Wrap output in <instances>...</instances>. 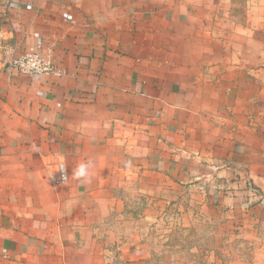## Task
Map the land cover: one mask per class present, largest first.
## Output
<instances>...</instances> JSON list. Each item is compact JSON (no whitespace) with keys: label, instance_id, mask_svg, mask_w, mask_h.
I'll use <instances>...</instances> for the list:
<instances>
[{"label":"crops","instance_id":"obj_1","mask_svg":"<svg viewBox=\"0 0 264 264\" xmlns=\"http://www.w3.org/2000/svg\"><path fill=\"white\" fill-rule=\"evenodd\" d=\"M34 49L64 74L12 67ZM200 187L264 202V0H0V264H152L98 224Z\"/></svg>","mask_w":264,"mask_h":264},{"label":"rangeland","instance_id":"obj_2","mask_svg":"<svg viewBox=\"0 0 264 264\" xmlns=\"http://www.w3.org/2000/svg\"><path fill=\"white\" fill-rule=\"evenodd\" d=\"M119 198L120 209L98 224L109 263L133 247L152 264H264L262 201L227 202L201 187L171 204L138 189Z\"/></svg>","mask_w":264,"mask_h":264},{"label":"built area","instance_id":"obj_3","mask_svg":"<svg viewBox=\"0 0 264 264\" xmlns=\"http://www.w3.org/2000/svg\"><path fill=\"white\" fill-rule=\"evenodd\" d=\"M12 67L20 74L25 75L32 80H39L47 76H62L64 73L57 69L53 52L44 53L40 49L30 50L19 56L12 63ZM64 169L61 171V166ZM70 180L67 167L64 163H58L56 173L53 177V183L57 187L68 185Z\"/></svg>","mask_w":264,"mask_h":264},{"label":"clouds","instance_id":"obj_4","mask_svg":"<svg viewBox=\"0 0 264 264\" xmlns=\"http://www.w3.org/2000/svg\"><path fill=\"white\" fill-rule=\"evenodd\" d=\"M93 167L91 161L89 162H81L77 165V167L72 171V176L77 179H83L85 182L88 181L89 177V169ZM64 166L62 165L60 170L62 171Z\"/></svg>","mask_w":264,"mask_h":264}]
</instances>
